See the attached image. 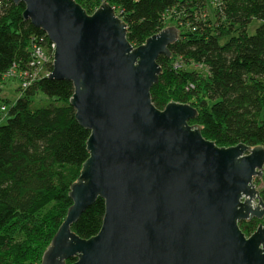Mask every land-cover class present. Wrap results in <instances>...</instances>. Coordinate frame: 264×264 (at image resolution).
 Listing matches in <instances>:
<instances>
[{"label":"water","instance_id":"1","mask_svg":"<svg viewBox=\"0 0 264 264\" xmlns=\"http://www.w3.org/2000/svg\"><path fill=\"white\" fill-rule=\"evenodd\" d=\"M12 2L53 45L47 78L72 84L69 104L89 131L71 206L40 264H264V225L250 236L239 228L264 220L254 184L264 147H218L189 124L197 117L192 106L152 104L157 60L170 55L177 28L134 47L105 2L92 14L74 0ZM97 199L101 228L81 239L71 227Z\"/></svg>","mask_w":264,"mask_h":264},{"label":"trees","instance_id":"2","mask_svg":"<svg viewBox=\"0 0 264 264\" xmlns=\"http://www.w3.org/2000/svg\"><path fill=\"white\" fill-rule=\"evenodd\" d=\"M87 14L103 2L142 45L167 27L178 30L170 55H160L152 104L192 106L191 125L218 147H264V0H74ZM24 5L0 0V85L10 69L27 76L14 101L0 102V264H40L71 206L70 186L88 158L89 131L75 120L70 82L47 78L53 48L44 32L22 18ZM253 21L259 26L248 33ZM45 54L36 72L32 52ZM177 64V68H175ZM1 108H4L2 111ZM264 202V168L260 180ZM104 201L97 199L71 227L81 239L95 236ZM263 221L239 224L250 236ZM74 260H68L71 264Z\"/></svg>","mask_w":264,"mask_h":264},{"label":"built area","instance_id":"3","mask_svg":"<svg viewBox=\"0 0 264 264\" xmlns=\"http://www.w3.org/2000/svg\"><path fill=\"white\" fill-rule=\"evenodd\" d=\"M53 48V45H52ZM45 54L42 53L40 50L35 49L32 52V65L35 67L36 72L41 71L42 69V63L44 62V57ZM175 68H177V64H175L174 66ZM27 76L26 75H21V74H17L14 70L10 69L9 71H7L4 75H3V80L5 83H12L15 80H19L21 81V86L25 87L27 84ZM23 82V83H22ZM1 110L3 111L4 108H1Z\"/></svg>","mask_w":264,"mask_h":264},{"label":"rangeland","instance_id":"4","mask_svg":"<svg viewBox=\"0 0 264 264\" xmlns=\"http://www.w3.org/2000/svg\"><path fill=\"white\" fill-rule=\"evenodd\" d=\"M258 26H259V23L257 21H253L248 27V33L250 35H253L255 29ZM19 84H21V81L15 80L12 83H5V84L0 85V101L2 99H9L10 101H14L17 98L16 87H18ZM256 188L258 189V191H260L261 184L256 185Z\"/></svg>","mask_w":264,"mask_h":264}]
</instances>
